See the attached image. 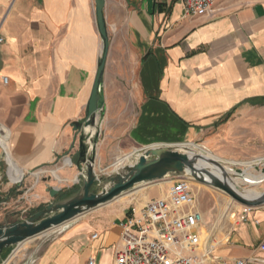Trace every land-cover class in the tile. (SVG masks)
Here are the masks:
<instances>
[{
	"label": "crops",
	"instance_id": "1",
	"mask_svg": "<svg viewBox=\"0 0 264 264\" xmlns=\"http://www.w3.org/2000/svg\"><path fill=\"white\" fill-rule=\"evenodd\" d=\"M217 5L218 14L209 16L189 13L179 0H105L110 48L100 115L134 117L128 125L122 115L98 125L97 174L135 161L154 144H194L231 167L264 146V0ZM0 37V122L9 129L7 149L0 145V203L42 176L27 190L37 211L79 189L77 122L103 47L96 0H0ZM10 156L20 180L11 176ZM53 186L57 197L49 193ZM146 187V201L165 194L151 196L159 188ZM126 212L74 219L31 250L5 248L0 264H88L91 257L114 264ZM263 239L264 205L253 207L214 252L264 261Z\"/></svg>",
	"mask_w": 264,
	"mask_h": 264
},
{
	"label": "water",
	"instance_id": "2",
	"mask_svg": "<svg viewBox=\"0 0 264 264\" xmlns=\"http://www.w3.org/2000/svg\"><path fill=\"white\" fill-rule=\"evenodd\" d=\"M104 5L105 0H96L97 20L103 47L85 117L82 121L77 122L80 133L78 136L79 156L76 166L82 174L81 186L74 194L50 201L26 219L0 224V257L5 248L21 245L28 239L59 228L89 211L115 200L134 187L164 179L169 175L190 176L192 180L212 184L245 206L264 205V191L257 197L244 195L241 188L244 185L240 186L233 182L222 161L190 143L144 146L138 151L135 161L112 170L103 178L98 176L95 167L96 144L100 133L98 119L104 105L102 83L110 48ZM87 127L91 129L86 130ZM235 169L241 171L240 168ZM261 171L264 172V167L261 168ZM216 172L221 177L213 178L212 176ZM208 176L210 177L207 178ZM97 185L101 186L99 191L94 190ZM59 192L60 188L56 186L49 188L52 197H57Z\"/></svg>",
	"mask_w": 264,
	"mask_h": 264
},
{
	"label": "built area",
	"instance_id": "3",
	"mask_svg": "<svg viewBox=\"0 0 264 264\" xmlns=\"http://www.w3.org/2000/svg\"><path fill=\"white\" fill-rule=\"evenodd\" d=\"M179 1L194 15L215 16L221 9L217 0ZM7 79L5 76L4 81ZM8 140L9 129L0 122V145L5 149ZM251 209L243 205V220ZM120 225L121 240L114 264H264L245 257L224 258L215 254L214 243L203 236L204 214L197 205L190 176H175L165 194L142 206L130 207ZM98 236V232L92 233L93 238ZM259 249L264 252V239ZM35 261L33 257L31 262ZM88 264H96L94 258Z\"/></svg>",
	"mask_w": 264,
	"mask_h": 264
},
{
	"label": "rangeland",
	"instance_id": "4",
	"mask_svg": "<svg viewBox=\"0 0 264 264\" xmlns=\"http://www.w3.org/2000/svg\"><path fill=\"white\" fill-rule=\"evenodd\" d=\"M131 105V104H130ZM129 108L133 109V106ZM124 118V122L126 125L130 124L134 115L133 113H112L110 117L105 119V114L102 113L98 119V125L108 124L111 121L114 122L119 120L120 117ZM257 152L255 155L248 156L246 158L240 159L242 162L237 163L236 165H232V168H240L251 173H261V168L264 167V146H256ZM202 151L207 153L210 156L217 157L218 156L209 150L202 148ZM127 153H119L120 157L124 156ZM131 156V155H130ZM131 158V157H130ZM129 158V160H130ZM131 161V160H130ZM221 161V160H220ZM227 163V162H224ZM230 165V164H229ZM114 170V169H112ZM112 170H101L98 172V176L103 178L107 174H109ZM175 176L169 175L164 179L149 183L152 186H156L159 189H151L149 194L151 196H158L166 193L168 188L171 186ZM44 178L42 176L38 178H29L24 182L23 185L20 186L19 190L11 192L10 198L7 202L0 203V221H21L26 219L31 214L35 212V203L31 200L33 199L32 193H27L28 188L35 186L38 181L42 182ZM193 188L197 196V205L199 209L204 213L205 221L203 228V234L209 237L210 243H214L218 248L222 245L228 243L227 238L231 232H235L236 227L242 224V215L243 205L235 201L228 193L222 191L221 189L216 188L214 185H209L200 180L193 179ZM26 183V184H25ZM82 177H80V181L78 182V187L81 186ZM259 183V182H258ZM257 184V183H256ZM146 186L148 184L139 185L131 189L128 193H124L119 198L95 208L78 218L74 221H78L84 218H92L96 214H100L102 210H104L106 215H110L112 217L119 216L123 211H127L132 206H142L146 200L143 197V192L146 190ZM245 187H250L256 189L260 192L264 191V182L259 185H248L244 184ZM146 187V188H145ZM101 186L97 185L95 187V191H99ZM33 189V193H34ZM5 196V194H4ZM34 200V199H33ZM55 200V199H54ZM45 206V205H44ZM43 206V207H44ZM42 207V208H43ZM229 210V214H226V210ZM253 210V207H252ZM13 223V222H12ZM60 233V230L53 229L48 231L43 235H39L37 237L31 238L28 241L22 243V246H25L26 249L31 250L35 247L37 243L46 241L48 239H52Z\"/></svg>",
	"mask_w": 264,
	"mask_h": 264
},
{
	"label": "bare ground",
	"instance_id": "5",
	"mask_svg": "<svg viewBox=\"0 0 264 264\" xmlns=\"http://www.w3.org/2000/svg\"><path fill=\"white\" fill-rule=\"evenodd\" d=\"M90 129H91L90 127L86 128V130H90ZM92 132H94V129H92ZM68 162L71 163L70 159L68 160ZM10 163L12 166L11 167L12 178L14 180H20L23 175L21 174V170H19V168L16 166L15 161L12 159L11 156H10ZM225 166H226L228 172L230 173V176H231V178L235 184H238L240 186L244 185V184H248V185L253 186V185H259V184L264 182L263 181L264 172L262 174H254V173H251V172L243 170V169H241V171H236V169L232 168L231 166H229L227 164H225ZM215 176L221 177L220 174L217 172L214 173V176H212V177L215 178ZM209 177L210 176H208L207 178H209ZM142 185L145 186V184H142ZM241 188H242V193L246 196H249V197H257L263 193V192H260L256 189H253L250 187L241 186ZM119 197H117V198H119ZM229 210H230L229 208L226 210V214H229ZM203 236H205L207 238L206 235L203 234ZM28 240H26V241H28Z\"/></svg>",
	"mask_w": 264,
	"mask_h": 264
}]
</instances>
